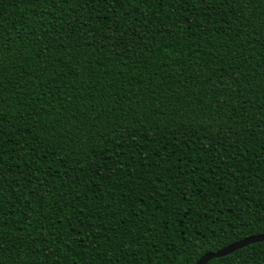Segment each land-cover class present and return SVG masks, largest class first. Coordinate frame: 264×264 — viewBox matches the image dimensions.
Returning a JSON list of instances; mask_svg holds the SVG:
<instances>
[{
	"label": "trees",
	"instance_id": "trees-1",
	"mask_svg": "<svg viewBox=\"0 0 264 264\" xmlns=\"http://www.w3.org/2000/svg\"><path fill=\"white\" fill-rule=\"evenodd\" d=\"M262 234L264 0H0V264H197Z\"/></svg>",
	"mask_w": 264,
	"mask_h": 264
},
{
	"label": "water",
	"instance_id": "water-1",
	"mask_svg": "<svg viewBox=\"0 0 264 264\" xmlns=\"http://www.w3.org/2000/svg\"><path fill=\"white\" fill-rule=\"evenodd\" d=\"M260 242H264V234L245 238L218 252L207 253L197 262V264H208L213 259L226 257L251 244L260 243Z\"/></svg>",
	"mask_w": 264,
	"mask_h": 264
},
{
	"label": "snow or ice",
	"instance_id": "snow-or-ice-1",
	"mask_svg": "<svg viewBox=\"0 0 264 264\" xmlns=\"http://www.w3.org/2000/svg\"><path fill=\"white\" fill-rule=\"evenodd\" d=\"M49 2H51V0H49ZM58 2L64 3V2H67V0H58ZM69 6L71 7V4H69ZM0 251H2V249H0Z\"/></svg>",
	"mask_w": 264,
	"mask_h": 264
}]
</instances>
